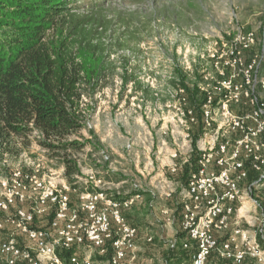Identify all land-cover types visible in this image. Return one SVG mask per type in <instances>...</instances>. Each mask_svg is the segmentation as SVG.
Wrapping results in <instances>:
<instances>
[{
	"label": "rangeland",
	"instance_id": "obj_1",
	"mask_svg": "<svg viewBox=\"0 0 264 264\" xmlns=\"http://www.w3.org/2000/svg\"><path fill=\"white\" fill-rule=\"evenodd\" d=\"M79 3V9L69 15L71 19L85 23L83 42L92 47L97 45L100 51L103 47L105 52L100 56L108 63L106 77L99 80L90 96L86 93L83 98L89 108L85 127L69 137L84 144L68 150L71 158L78 162L81 174L70 182L65 176L62 153L41 146L37 143L41 134L34 133L29 138L30 146L19 156L0 157V181L1 178H9L14 169L33 167L47 182L51 181L58 187L67 184L74 189L76 192L73 191L71 197L75 203L87 184V190L93 187L92 183L84 182L87 181L84 178L93 174L87 168L98 170L93 155L102 148L111 158L119 155L123 147L128 150L129 137L157 134L158 146L163 143L161 140H165L173 149L185 148L189 156L217 145L225 139L223 133L234 142L240 138L238 134L221 128L225 117L230 115H224L219 103H212L208 117L212 126H203V132L194 144L196 123L180 122V119L191 118L182 113L184 107L180 102L183 97L180 94L183 92L179 88V72L187 79L191 91L198 83V87L213 98H223L221 94L228 93L229 89L224 85L231 79L242 92H249L248 96L241 98L243 101L225 98L231 113L240 116L257 110L264 102V87L261 86L264 80V0H79ZM77 43L80 42L77 40ZM246 81L247 86L244 84ZM124 140L127 144L123 146ZM143 140L131 142L135 150L142 153L150 147L153 151L154 143ZM255 173L259 179V174ZM101 175L105 177V180L102 178L104 182H108L107 188L109 181L114 182L118 178L112 174ZM136 179L138 184L144 185L138 176ZM133 183L130 180L129 186ZM248 183L243 182L240 186L245 200L239 203L235 220L238 222L226 236L231 237L236 228L245 231L251 228L256 231L259 244L264 246V179L253 189L248 187ZM131 187L134 189L133 185ZM28 197L29 201L18 205L29 208L34 196ZM253 199H257L261 206H256ZM160 206L161 201H158L155 210L162 215ZM14 211L12 208L10 213ZM254 211L259 214L258 219ZM6 215L0 211V218ZM49 215H43L36 223L46 225ZM5 227L3 235L12 231L20 237L17 228L8 224ZM214 260L212 257L206 264H214ZM253 262L264 264L257 259Z\"/></svg>",
	"mask_w": 264,
	"mask_h": 264
},
{
	"label": "built area",
	"instance_id": "obj_2",
	"mask_svg": "<svg viewBox=\"0 0 264 264\" xmlns=\"http://www.w3.org/2000/svg\"><path fill=\"white\" fill-rule=\"evenodd\" d=\"M244 44L247 46V43ZM247 81L244 83L246 86ZM261 84L264 87V80ZM224 87L229 91L218 103L223 107L224 115L230 116L225 117V126L221 128L238 134L240 138L234 142L223 133L224 140L198 152L197 167L190 171L188 182L181 188V222L187 236L182 247L193 252L189 264H206L213 255L223 261L220 264H244L249 256L264 263V246L250 239L240 228H236L234 234L225 240L218 235L236 224L239 203L245 200L240 186L248 181V170L259 174V179L248 183L250 189L264 179V102L257 110L236 116L231 113L225 98L239 102L249 92H242L231 79L225 82ZM180 95L183 107L186 101L183 93ZM212 103L213 96L210 95L203 118L207 128L212 126L208 118ZM182 113L185 114L184 109ZM188 113L190 116L192 111ZM180 122L197 123V119H180ZM132 146L130 142L127 148ZM93 156L96 163L112 161L103 148ZM173 156L178 158V152ZM190 157L180 164L173 163L170 171L179 172L183 165L190 162ZM37 171L33 167L17 168L9 178H1L0 211L7 215L0 218V264H65L59 254L62 249L75 250L70 258L74 264H97L90 250L105 254L109 242L113 254L107 263L123 264L127 253L136 247L138 233V229L127 222L124 210L130 209L139 195L130 198L110 195L107 182L92 176L87 180L92 181V190L86 188L79 192V200L74 203L71 197L74 189L67 184L58 187L51 181L47 182ZM134 187L140 188L137 183ZM31 194L34 199L31 198L29 208L18 205L29 201ZM253 202L261 206L257 199ZM12 208L15 210L13 214L10 213ZM52 212L54 216L46 225L36 223L37 219ZM4 223L17 228L20 237L25 239L21 240L12 231L3 235L6 229ZM238 233L242 243L236 238ZM171 247L176 248L177 243L173 242Z\"/></svg>",
	"mask_w": 264,
	"mask_h": 264
},
{
	"label": "trees",
	"instance_id": "obj_3",
	"mask_svg": "<svg viewBox=\"0 0 264 264\" xmlns=\"http://www.w3.org/2000/svg\"><path fill=\"white\" fill-rule=\"evenodd\" d=\"M80 6L79 0H0V157L19 156L30 146V136L39 133L42 137L37 143L62 153L70 182L81 174V168L68 150L84 144L69 137L85 127L89 108L83 98L106 77L108 64L100 56L105 52L103 47L100 51L97 45L83 42L85 23L69 15ZM76 37L80 43L76 44ZM179 73V88L185 90L186 104L182 106L186 116L192 111L190 117L197 118L195 144L203 132L204 108L210 95L198 83L191 91ZM220 99L214 97L213 104ZM193 154L182 169L185 184L190 171L197 167L199 155ZM248 171V181H256L257 174ZM49 216L51 220L54 212ZM74 252L59 250L65 264H74L70 259ZM112 254L109 242L106 253L96 251L93 258L96 263L108 262Z\"/></svg>",
	"mask_w": 264,
	"mask_h": 264
},
{
	"label": "crops",
	"instance_id": "obj_4",
	"mask_svg": "<svg viewBox=\"0 0 264 264\" xmlns=\"http://www.w3.org/2000/svg\"><path fill=\"white\" fill-rule=\"evenodd\" d=\"M152 122L154 123L155 121ZM148 126H150L149 123ZM143 139L154 143L153 151L147 146L146 151L142 153L137 152L134 145L128 150L123 147V152H118L119 155H113L112 161L96 163L98 170L93 167L87 169L92 170L93 174L91 175L96 178L100 177L105 180V177L101 174H112L118 177L114 182L109 181L108 188L110 191H107H109L110 195L118 198H130L136 194L139 195L135 198L131 208L124 210L127 222L135 226L138 229V233L135 238L136 247L127 253L123 264H158V262L160 264H189L192 261L193 252L182 247V243L187 240L181 222L183 208L181 204V188L185 185V180L182 169H180L178 174L170 171V166L173 163L180 164L189 155H186L187 150L185 148H182L185 149L183 151L182 149L176 150L167 146L165 140H161L163 143L158 146L157 134L156 136L146 134L144 137L142 135L129 137L127 142L128 144L130 142L134 144L144 141ZM124 143H126V140L123 141L122 145ZM109 146L111 145L109 144ZM177 151H179V157L175 158L173 155ZM92 176L84 179L88 180ZM137 176L144 181L145 186L140 182V188L134 187V184L138 181L136 179ZM130 180L134 181L131 184L134 189L131 185L129 186ZM84 182L87 183V181ZM88 186L89 184L85 188ZM158 201H161L160 213L162 215L156 213L155 210L156 206H158ZM254 213H256L257 218L259 214L256 211ZM243 232L250 239L260 242V239L257 240L254 229L250 228L248 231L243 230ZM227 234V232L218 233L222 240L229 237L226 236ZM236 238H238L239 243H242L240 234ZM173 242L177 243L176 248L171 247ZM172 249L176 251H172ZM90 252H92L94 257L96 256L93 250H90ZM255 260L247 257L244 264H254L253 261ZM102 262L97 260V264ZM221 262L223 261L218 256H215L214 264H220Z\"/></svg>",
	"mask_w": 264,
	"mask_h": 264
}]
</instances>
